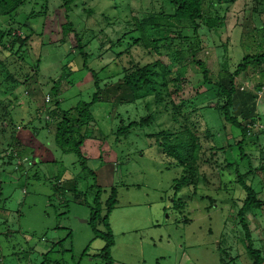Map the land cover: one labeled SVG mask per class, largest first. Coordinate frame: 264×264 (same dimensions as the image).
I'll return each instance as SVG.
<instances>
[{
  "label": "rangeland",
  "instance_id": "obj_1",
  "mask_svg": "<svg viewBox=\"0 0 264 264\" xmlns=\"http://www.w3.org/2000/svg\"><path fill=\"white\" fill-rule=\"evenodd\" d=\"M207 1L204 14L212 17ZM82 2L67 13V20L62 1L47 0L46 16L25 20L26 26L22 25V31L30 35L24 47L16 45L11 51L7 42L0 44V208L5 209L0 210V264H104L93 258L104 242L93 239L87 222L88 206L93 205L97 189H87L93 184L91 175L81 170L74 153H63L54 141L55 124L61 118L57 113L80 101L89 102L95 91L82 57H73L77 54L74 32L81 38L88 67L97 73L99 100L107 102L91 106L93 119L80 148L97 184L107 192L111 187L117 191L116 204L108 215L113 264H253L236 215L245 197L237 173H247L249 163L236 146L240 132L224 124L213 108L221 102L213 83L226 77V71L233 72L244 55L264 50V0L227 4L225 21L216 30L203 21L197 36L202 46L195 55L189 48L196 44L191 28L181 30L187 37L177 38L161 54L131 46L134 33H128L121 46L110 48L129 29L127 25L133 29L132 17L141 19L157 11L160 0ZM253 7L260 12L255 13ZM29 8L33 5L23 8L13 21L0 18V29L13 27L18 33ZM84 8L93 14L87 16ZM67 21L73 24V32L63 36L62 25ZM172 55L180 62L170 64ZM158 58L168 64V93L175 90V79L183 73L181 91L170 98L182 114L177 122H186L199 132L202 146L195 162L196 186L183 187L177 195L172 185L183 169L165 159L155 136L176 127L169 114L172 109L164 112V106L154 103L152 93L133 95L124 82L131 64ZM193 59L205 64L212 83L203 81L199 86L202 73ZM183 68L187 71L181 72ZM68 70L69 77L64 78ZM54 84L59 91L52 96ZM234 84L246 93L238 96L240 104H250L253 115H258L252 117L254 134L245 140L243 149L256 169L246 178L247 184L264 199L263 173L258 170L264 164V65L251 66ZM258 86H262L259 91ZM56 99L61 102L58 109ZM71 114L76 113L72 110ZM148 115L153 117L149 123L133 127L125 136L117 134L121 125ZM205 130L213 135L205 137ZM18 146H22L20 157L12 154H18ZM75 183L83 194L78 200L71 189ZM107 197L102 193L101 201ZM245 217L252 244L264 258V205ZM70 230L71 239L63 240ZM59 240L63 242L53 247ZM87 246L88 255L81 258Z\"/></svg>",
  "mask_w": 264,
  "mask_h": 264
},
{
  "label": "trees",
  "instance_id": "obj_2",
  "mask_svg": "<svg viewBox=\"0 0 264 264\" xmlns=\"http://www.w3.org/2000/svg\"><path fill=\"white\" fill-rule=\"evenodd\" d=\"M61 1L62 4L60 7L63 8L64 15L67 20V13L70 12L73 7L77 6V4H83L82 0ZM160 1L161 5L157 11H149L141 19L132 17L130 22H133V29H130V26L128 27L127 25V28L129 29L125 32H122L121 37L116 39L114 43H111L110 48L112 49L115 46L118 47L120 44L122 45L128 33H134V36L131 37V46H139L149 52L161 54V49L171 47L172 42H174L177 38L183 39L187 37L181 33V30L191 28L194 34L192 35L193 39L196 38V44L193 43L192 45H189V48L190 52L195 55L197 49L201 48L202 46L201 42L197 38L200 25L203 24V21H206L205 23L208 28L216 30L218 26H220L225 21V12L228 9L226 5L230 4L234 0H208V7L211 9V11H213L212 17H207L204 14L205 0ZM27 5H33V8L26 10L25 19H23L22 24L17 28L18 33L14 32L16 29L13 27H9L8 30L0 29V44L2 41L7 42V47L11 51H13L16 45L19 49H21L27 44L28 40L30 39V35L22 31L24 29L22 25L24 24L23 26H26V23L24 22L25 20L46 16L48 7L47 0H0V18L10 19L11 21H13L18 14H21L23 8H25ZM37 5L40 6L39 10L34 9ZM115 7L118 9L117 5H115ZM253 10L255 13L260 12L254 7ZM83 11L87 13V16L93 14V11L90 8H84ZM72 25L73 24L71 21H67L62 25L63 36L73 32ZM177 31L178 33L176 35ZM74 38L77 42V46L74 48L75 51H77V54H73V57H82L83 69L89 70L91 72L95 91L89 102L80 101L74 107L66 109L61 113H57V115H60L61 118L55 124L54 141L62 149L63 153H74L77 156L81 170L87 171L92 177L93 184L87 189L91 191L94 187L97 189V191L93 197V205L88 206L90 209V216L87 222L94 234L93 239H100L104 242L103 247L93 255V258L96 257L102 260L104 264H113V259L110 252L111 247L114 245V239L110 230L108 215L111 212L113 206L116 204L117 191L116 188L111 187L107 192L106 189L101 188L97 184L96 175L87 165V158L84 156L80 148L87 136V127L93 119L91 106L99 102H107L104 100H99L100 89L97 73L87 65V55L83 51L79 34L74 32ZM188 41L191 40L188 39ZM40 43L41 42L39 41V44ZM127 49L130 50L129 47H127ZM118 53V56H120V52ZM168 59L170 64L180 62L179 58L175 57V55L168 57ZM193 61L198 66V68L201 69L202 73V84H199V86L203 85V81L212 83L209 78L210 71L205 66V64L196 59H193ZM37 64L38 62L36 63V68ZM131 65V68L126 69L124 82L130 91H132L133 95L144 96L145 94L152 93L154 103L158 106H164V112L167 113L170 108L172 109L169 114H171L172 120L175 122V124H177L176 127L172 130H160L155 136L157 137V144L165 159H172L183 169L180 177L175 179L172 185L174 195H177V193L183 187L190 185H193L194 187L196 186L195 183H197V172L195 162L198 158L200 148L202 147L199 140L200 133L193 131L186 122L183 125L177 122L182 114L179 106L176 105L175 102L170 98V96H173L174 94H177L179 91H181L183 83V78L181 77H184L183 73L181 72L187 71V68H183V70L180 72L182 74L181 77L175 79V90L168 93L166 87L168 86V80L166 78L169 76L167 63H164L160 58H158L151 63ZM262 65H264V50L253 54H246L241 58L233 72L229 73L226 71V77L220 78L215 83H213L216 85L218 94L221 98V102H217L213 108L217 110V112L222 116L224 124L232 126L240 132L241 138L236 142V146L238 147L240 156L245 158L249 163V170L247 173H237V182L245 192V197L236 215L244 231L246 252L253 259V264H263L264 258L262 257L261 251L254 248L252 244L251 230L245 216L249 212L261 209L264 205V199L258 197L255 189L247 184L246 178L248 175L254 173V170L256 169L252 168L250 156L244 151L243 145L245 140L249 138L250 135L252 136L254 134L252 132L251 126L254 124L255 120L252 117H258V115H253V113H255L254 107H250V104L248 105L244 101L242 102V105L240 104L238 96L243 97V94L246 93L242 92V90H238L237 86L234 84V80L242 72H246L251 66L254 67ZM225 70L227 69L224 68V71ZM68 72L70 73L71 70H68L64 73V78L69 77ZM71 84H73V82ZM261 88L262 86H258L257 90L259 91ZM58 91L59 89L54 84L52 96ZM254 100L255 99H253V101ZM54 101V103L57 105L56 108L58 109L61 102H59L58 99ZM241 108H243V110H241ZM72 110L76 113L75 116L71 114ZM55 113L56 112H53L52 115ZM152 118V115H148L147 117L140 119L138 122H130L127 125H121L117 130V134L125 136L133 127L149 123ZM203 134L208 138L213 135L209 133L208 130H205ZM228 146L231 147L230 144H228ZM210 148L213 147L211 146ZM17 149L18 154H12L20 157L19 152H22V146H18ZM11 158L12 155L9 156V160ZM258 170L263 173L264 178V164H262ZM34 176L38 177L37 174ZM71 189L74 191V195L76 196L75 199H80L83 194L77 189V183H75V185L73 184ZM102 193H106L108 196L105 201H101ZM85 199L86 198H84L83 201L87 204ZM178 201L180 203L179 197ZM103 207H105V210L107 209L105 212H103ZM0 210L5 211L4 208H0ZM99 224L103 226L102 230L98 227ZM56 228L62 227L58 225ZM71 237L72 232L70 230L63 240L66 238L71 239ZM63 240L53 243V247L55 244H61ZM50 251L53 252L54 249L51 248ZM87 252L88 246L86 249H84V252L81 253V258L84 255H88ZM59 260L61 261V259ZM58 264L62 263L58 261Z\"/></svg>",
  "mask_w": 264,
  "mask_h": 264
},
{
  "label": "crops",
  "instance_id": "obj_3",
  "mask_svg": "<svg viewBox=\"0 0 264 264\" xmlns=\"http://www.w3.org/2000/svg\"><path fill=\"white\" fill-rule=\"evenodd\" d=\"M21 139V138H20ZM22 140H25L24 138H22ZM22 142V141H21ZM99 182H100V180H99Z\"/></svg>",
  "mask_w": 264,
  "mask_h": 264
}]
</instances>
